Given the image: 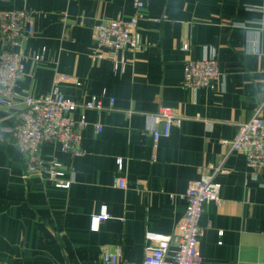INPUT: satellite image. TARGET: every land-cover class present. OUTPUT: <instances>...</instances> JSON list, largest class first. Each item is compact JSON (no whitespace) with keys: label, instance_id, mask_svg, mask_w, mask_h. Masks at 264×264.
I'll return each instance as SVG.
<instances>
[{"label":"crops","instance_id":"0c3cea01","mask_svg":"<svg viewBox=\"0 0 264 264\" xmlns=\"http://www.w3.org/2000/svg\"><path fill=\"white\" fill-rule=\"evenodd\" d=\"M144 2L138 48L114 51L98 46L94 28L129 19L133 0H0L2 9L27 10L36 29L23 41L17 91L44 97L62 75L65 97L96 96L105 107L84 111L81 155L52 142L40 148L72 181L67 189L45 171L24 179L25 159L4 132L24 103L0 107V264H94L119 247L124 260L141 263L157 245L147 233H178L187 187L205 171L222 189L202 218L201 264H264V169L224 143L257 111L264 118V0ZM212 53L222 71L215 87L184 86L186 61ZM160 107L181 125L154 147L148 117ZM104 208L111 217L94 231L92 217Z\"/></svg>","mask_w":264,"mask_h":264},{"label":"built area","instance_id":"2783aa9c","mask_svg":"<svg viewBox=\"0 0 264 264\" xmlns=\"http://www.w3.org/2000/svg\"><path fill=\"white\" fill-rule=\"evenodd\" d=\"M135 13L126 20L113 19L102 21L95 26V39L99 47L110 50L129 49L134 51L139 46L137 28L145 18L144 0H133ZM36 32L30 13L25 10L0 8V107H12L17 101L24 103L18 114V121L4 129L7 136L15 141L22 153L26 168L24 179L45 171L58 188H69L71 180L63 179L64 173L57 162L46 163L40 158V148L46 142L57 143L61 150L73 157L83 153L81 131L87 125L85 110L102 113L103 102L96 96L84 102L65 97L59 82L67 80L60 75L54 87L44 97L31 94L22 95L17 91V82L23 75L25 55L23 41ZM188 49V45H184ZM34 60L44 61V55H34ZM222 75L219 61L212 53L201 59H189L184 66L183 85L191 89L206 87L213 89L216 80ZM113 103V100L111 101ZM82 111L80 119H75L76 111ZM148 127L157 146L161 138L169 137L173 126H180L181 119L168 107H160L148 117ZM98 129L100 127L97 126ZM231 151L242 152L247 165L254 170L264 169V118L260 111L247 122L237 126L235 137L225 141ZM122 169V161H118ZM216 173V172H215ZM205 171L199 179L190 181L184 195L185 213L179 224L178 233L162 235L147 233V239L156 241L155 247H149L141 263H133L123 258V249L115 252L104 251L100 261L94 264H201L203 257L199 251L202 236V218L210 203H220L222 185L216 180V174ZM119 188L127 187L124 177H116ZM111 215L106 208L99 215L92 217V230L99 229L103 220ZM174 246V249H172Z\"/></svg>","mask_w":264,"mask_h":264},{"label":"rangeland","instance_id":"374dc122","mask_svg":"<svg viewBox=\"0 0 264 264\" xmlns=\"http://www.w3.org/2000/svg\"><path fill=\"white\" fill-rule=\"evenodd\" d=\"M20 80H21V79H20ZM20 80H19V81H20ZM19 81L17 82V84L19 83Z\"/></svg>","mask_w":264,"mask_h":264}]
</instances>
